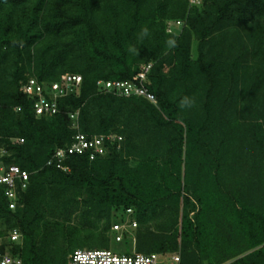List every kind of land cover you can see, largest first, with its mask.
<instances>
[{
  "label": "trees",
  "instance_id": "1",
  "mask_svg": "<svg viewBox=\"0 0 264 264\" xmlns=\"http://www.w3.org/2000/svg\"><path fill=\"white\" fill-rule=\"evenodd\" d=\"M146 65L156 103L98 85ZM67 74L80 86L38 115L23 86ZM79 133L122 139L49 165ZM0 165L28 174L14 209L0 184V251L23 264H65L129 209L139 253L264 264V0H0Z\"/></svg>",
  "mask_w": 264,
  "mask_h": 264
},
{
  "label": "built area",
  "instance_id": "2",
  "mask_svg": "<svg viewBox=\"0 0 264 264\" xmlns=\"http://www.w3.org/2000/svg\"><path fill=\"white\" fill-rule=\"evenodd\" d=\"M191 3L198 5L201 3V0H191ZM177 24L179 25L180 22ZM170 27H173V24H169V31H171ZM150 69L151 65L143 66L140 73L132 82L99 81L98 85L103 90L122 97H142L152 103H156L155 96L145 86ZM81 82V76L67 74L62 76L60 82L52 84L51 88L46 90L37 80L31 78L23 86V91L35 99L34 107L38 115L44 113L55 114L57 112V98L64 97L69 92L74 91L80 86ZM45 94L49 95V98H46ZM117 139L120 141L122 138H117L116 136L89 137L79 133L76 135L73 143L66 149H59L48 164H52L54 160L60 164L66 159L68 154L74 153L84 154L90 152L91 159H94L96 156H103L106 154V141H115ZM16 179L20 180L22 188L25 189L28 181V174L26 172L21 171L15 166L10 167L9 171L6 172L5 168L0 165V184L7 186L6 195L10 200L11 209H14L16 206ZM133 214L134 211L132 209L127 210L125 221L112 226L116 242H122L126 234L137 228V222L132 218ZM20 238L21 234L18 231H13L10 234L12 242L18 241ZM167 262L169 264H181V257L178 253L145 254L134 251L130 254H117L108 249H77L69 256L68 264H166ZM0 264H23V260L20 256L14 255L8 250L5 252L0 251Z\"/></svg>",
  "mask_w": 264,
  "mask_h": 264
},
{
  "label": "rangeland",
  "instance_id": "3",
  "mask_svg": "<svg viewBox=\"0 0 264 264\" xmlns=\"http://www.w3.org/2000/svg\"><path fill=\"white\" fill-rule=\"evenodd\" d=\"M171 31L169 32H175L180 33L182 24L173 23V27H170ZM195 48L193 49V57H197V51L196 46L197 44H194ZM74 223L79 221V218L75 217L73 218ZM129 235L124 238L122 242H116L115 241V233L110 231L106 235L98 234V233H91L86 234V236H82L81 241H76L72 243H66V249H68V255H71L73 253V250L76 249H108L111 250L117 254H130L134 251H137L136 248V237L134 234V231H131L128 233ZM65 247V246H64ZM55 259H59L58 256L55 257ZM54 259V260H55ZM55 260V261H57ZM60 260V259H59ZM62 261V260H61ZM62 263L68 264V259L63 260ZM166 264H169L168 262Z\"/></svg>",
  "mask_w": 264,
  "mask_h": 264
},
{
  "label": "clouds",
  "instance_id": "4",
  "mask_svg": "<svg viewBox=\"0 0 264 264\" xmlns=\"http://www.w3.org/2000/svg\"><path fill=\"white\" fill-rule=\"evenodd\" d=\"M148 34V29L147 28H144L142 29V33L141 35L142 36H145ZM170 45H174V40L172 41H169L168 42ZM130 51L133 53V54H137V50L133 47V48H130ZM195 105V100L193 98H189V97H185L182 101H181V108H186V109H191L192 107H194Z\"/></svg>",
  "mask_w": 264,
  "mask_h": 264
}]
</instances>
